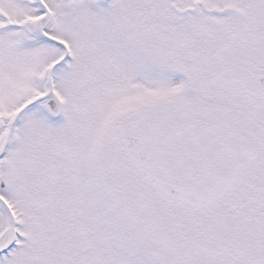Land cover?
Instances as JSON below:
<instances>
[{
    "label": "snow or ice",
    "instance_id": "snow-or-ice-1",
    "mask_svg": "<svg viewBox=\"0 0 264 264\" xmlns=\"http://www.w3.org/2000/svg\"><path fill=\"white\" fill-rule=\"evenodd\" d=\"M0 264H264V0H0Z\"/></svg>",
    "mask_w": 264,
    "mask_h": 264
}]
</instances>
